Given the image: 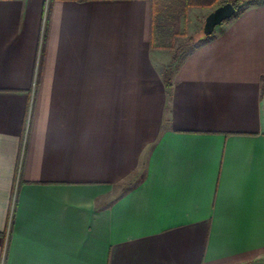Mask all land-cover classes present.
Here are the masks:
<instances>
[{
	"label": "crops",
	"instance_id": "0c3cea01",
	"mask_svg": "<svg viewBox=\"0 0 264 264\" xmlns=\"http://www.w3.org/2000/svg\"><path fill=\"white\" fill-rule=\"evenodd\" d=\"M152 0H0V264H264V0L181 57Z\"/></svg>",
	"mask_w": 264,
	"mask_h": 264
},
{
	"label": "rangeland",
	"instance_id": "374dc122",
	"mask_svg": "<svg viewBox=\"0 0 264 264\" xmlns=\"http://www.w3.org/2000/svg\"><path fill=\"white\" fill-rule=\"evenodd\" d=\"M182 1H157L159 8L156 15L154 43L156 46L154 47L159 51L168 53L170 56L171 54L174 55L175 49L188 36L201 33L206 16L214 8L192 7L188 9L187 13H184L180 5Z\"/></svg>",
	"mask_w": 264,
	"mask_h": 264
},
{
	"label": "trees",
	"instance_id": "16d2710c",
	"mask_svg": "<svg viewBox=\"0 0 264 264\" xmlns=\"http://www.w3.org/2000/svg\"><path fill=\"white\" fill-rule=\"evenodd\" d=\"M152 1H153V9H154L153 11L154 12L153 36H154V43H155V27H156V17H157L156 15H157L159 7H158V2H157L158 0H152ZM256 1L258 0H183L180 3V5L182 8V11L184 13H187L188 9L192 7H202V8H213L214 7L213 8L214 10L218 6L223 5L227 2H230L237 9V13L235 15H239L243 13L251 4H253ZM213 10H210L209 13ZM210 36L211 35L206 36L203 33V27H202L201 33L188 36L186 40L175 49L174 55L172 57V61L164 70V77L168 85L170 84L171 74L176 64L181 59V57L185 55L186 53H188L189 51L196 48L200 43H202L205 39L209 38ZM154 46L156 45L154 44Z\"/></svg>",
	"mask_w": 264,
	"mask_h": 264
},
{
	"label": "water",
	"instance_id": "95a60500",
	"mask_svg": "<svg viewBox=\"0 0 264 264\" xmlns=\"http://www.w3.org/2000/svg\"><path fill=\"white\" fill-rule=\"evenodd\" d=\"M236 13V7L230 2L218 6L206 16L203 26V33L206 36L211 35L217 26L221 25L227 19L233 17Z\"/></svg>",
	"mask_w": 264,
	"mask_h": 264
}]
</instances>
